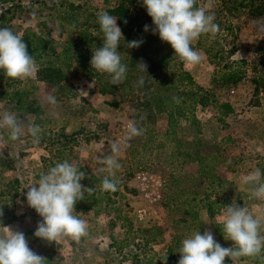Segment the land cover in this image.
<instances>
[{
    "label": "rangeland",
    "instance_id": "1",
    "mask_svg": "<svg viewBox=\"0 0 264 264\" xmlns=\"http://www.w3.org/2000/svg\"><path fill=\"white\" fill-rule=\"evenodd\" d=\"M117 1L0 0V28H9L20 36L27 30L37 36L42 31V36L56 40L60 27L56 26L57 12L53 9L60 5L61 9L72 11L77 23L88 28L84 35L86 40L95 36L96 41H101L102 34L96 35L98 30L91 26L98 24L99 12L110 14ZM197 6H204L214 14V23L219 25L220 31L214 36L202 35L193 42V49L202 57L195 67L179 62L170 45L162 42L158 34H153L154 26L143 4L133 5L129 16L130 19L136 17L137 23L149 26V31L142 28L141 33L149 35L150 46L170 59V67L185 71L204 89H208L210 78L217 69L225 64L244 62L245 78L234 89L219 92L220 100L227 101L233 108V113L224 119V127L214 122L209 106L197 107L194 111L200 122L201 139L209 143L206 144L208 148L211 145L217 147L218 158L212 170L229 183L221 190H209L206 174L200 176L201 170L194 162L182 163L169 156L170 145L162 137L166 118L163 114L142 112L141 91L129 89L128 96L121 98L120 95L127 93L126 89L120 88L121 84L112 85L107 74L98 73L90 66L92 53L97 48L88 49L91 54H88L87 66L95 72L89 77H99L108 89L116 88L114 93L104 96L97 93L96 82L76 68L69 70L58 91L38 81L36 76L27 81L13 80L0 71V117L6 111L15 113L26 124L39 125L40 134H50V139L55 133L82 130L66 144H50L45 140L39 145L29 134L18 141H10L7 130L0 129V220L5 222L10 215L14 217L0 227L23 232L29 248L43 256L47 264H166L162 256L169 241L174 213L166 211L165 200L174 189L167 185L173 173L180 175V188H184L186 196L198 195L205 231L211 232L212 222L222 223L223 207L233 202L246 207L254 217H264V199L253 197L249 191L252 185L242 183L243 177L255 171L256 163L264 158V1L197 0ZM39 23H45L48 32L39 29ZM71 32L76 33L75 30ZM60 37L64 39L65 33ZM14 92H18L25 103L32 101V110L39 109L40 112L35 115L27 107L18 109L13 100L7 102ZM49 94L55 95V105L47 103ZM113 102L117 103L114 108L109 106ZM129 120H134L143 129V134L128 141L117 158L121 165L114 177L118 181V190L106 191L109 193L106 197L98 195L99 201L92 208H74L78 218L86 221L88 235L79 242L64 238L49 243L36 238L34 232L41 218L27 205L28 188L51 167L68 161L85 173V181L81 180L85 188L104 192L98 181L108 173L102 170L105 166L100 159L109 153L112 142L123 140ZM145 133L152 135L153 142L142 149ZM194 137V131L185 129L181 123L176 139L187 146L184 151L190 152ZM55 149L62 151L61 157L55 158ZM132 149L135 150L130 154ZM6 165L13 169H6ZM139 174L144 180L136 179ZM205 198L208 201L205 202ZM105 199L110 202L107 204ZM210 202L218 204V211L211 217L205 209L206 203ZM140 229L154 231L146 237ZM261 233L264 234V227ZM217 243L225 247L232 244L224 238ZM241 264L254 263L251 258H241Z\"/></svg>",
    "mask_w": 264,
    "mask_h": 264
},
{
    "label": "clouds",
    "instance_id": "2",
    "mask_svg": "<svg viewBox=\"0 0 264 264\" xmlns=\"http://www.w3.org/2000/svg\"><path fill=\"white\" fill-rule=\"evenodd\" d=\"M142 4L154 26L153 34H158L162 42L170 45L179 62L189 67L198 65L201 53L192 45L202 35L214 36L220 31L219 25L214 23V14L204 6H197V0H142ZM98 24L103 43L92 53L90 66L98 73L107 74L112 85H119L128 71V66L121 62V53L117 51L123 40L122 30L117 25V17L106 11L98 13ZM144 31H149L148 25L144 26ZM142 43V40H132L126 46L133 49ZM137 65L146 72V64L139 62ZM0 71L9 79L21 81L34 77L38 71V65L22 37L9 28H0ZM139 83L142 85L143 80ZM46 99L50 105L57 103L55 95L49 94ZM0 129L7 130L10 141H18L25 134H29L34 143L40 139V126L26 124L15 113L6 111L2 114ZM142 134L143 129L134 120H129L123 140L112 142L109 153L100 159L105 166L102 170L108 173L101 182L102 190H118V181L114 177L121 165L117 158L128 141ZM262 175L257 168L242 179V183L252 185L249 191L258 199H264ZM84 178L83 171L64 161L51 167L28 188L25 196L27 205L41 218L34 232L36 238L49 243L64 238L79 242L88 235L86 221L74 213L75 204L83 200L85 192L93 190L81 184ZM262 227L264 217H254L246 207L233 202L223 207L222 219V234L225 240L232 242L231 247L217 243L210 231L203 234L197 231L183 239L178 249V264H224L225 258L231 264H241V258L256 257L264 250ZM0 228V264H47L43 256L29 248L23 232L9 227Z\"/></svg>",
    "mask_w": 264,
    "mask_h": 264
},
{
    "label": "trees",
    "instance_id": "3",
    "mask_svg": "<svg viewBox=\"0 0 264 264\" xmlns=\"http://www.w3.org/2000/svg\"><path fill=\"white\" fill-rule=\"evenodd\" d=\"M264 0H262L263 2ZM142 4V0H118L115 7L111 10L110 15L117 17V25L122 30L123 40H121L117 51L121 53V62L128 66V71L125 80L121 83L120 88L126 89V94L120 95L121 98L128 96V90L135 89L141 91L142 102L140 104L141 110L146 114L160 115L163 114L166 118V128L162 135L164 141L169 143V156L176 158V160L182 163H195V166L199 167V175L206 174L207 182L209 184V190L213 191L223 186L229 185V183L217 176V173L212 170L216 160L218 158V152L216 145H211L210 148L206 144L208 142L201 139V128L199 120L194 116V111L197 107L209 106L213 111L214 122L224 127L225 117L233 113L232 106L224 100H220L219 92L221 90L234 89L244 78L245 70L242 68L244 62H237L232 64H225L221 68L217 69L211 76L208 89H204L195 84L188 73L177 68L170 67L169 61L165 55L160 53L158 49L150 46L151 37L149 35H143L142 28L146 23H137L136 17L130 19L129 10L133 5ZM53 11L55 19L57 20L56 26L60 27L56 40L42 36V31H39L38 36L33 32L27 30L23 32L22 40L27 45V50L32 55L38 65V71L35 76L38 81L47 85H51L56 91L60 90L61 83L64 82L69 70L71 68L80 70L85 77L92 75V68L87 66L89 60L88 49L99 48L102 46L103 39L96 41V37L85 39V33L88 28L80 23H77L75 16L72 15V11L61 9L60 5L55 7ZM52 17L49 16V19ZM39 29L43 28L47 31L45 23H39ZM94 30H98L97 34H102L99 31V24L92 25ZM49 30V29H48ZM72 30H75L77 37L73 36ZM65 33V38L61 39V34ZM44 33L43 35H45ZM132 40H142L143 43L138 48L129 49L127 43ZM95 42L94 45H92ZM100 44V45H99ZM99 45V47H98ZM92 46V47H91ZM216 61V60H215ZM143 62L146 64V72H144L137 64ZM95 73V72H94ZM143 80V84L139 83ZM97 84V93L101 96L114 93L116 88H107L106 83H101L100 78L93 79ZM12 97V98H11ZM10 100L7 102L15 101V105L18 109L27 107L33 114L37 115L40 110H32L33 102H27L21 100V96L18 92H14L10 95ZM109 106L116 107L117 103H110ZM181 123L185 129L194 131L195 137L189 150L184 151L187 148L184 144L176 139L178 130H181ZM82 133V130L71 132L69 134H63L62 132L53 134L50 139V134H40L39 145L45 140L47 143H67L69 140L74 139L78 134ZM142 140V149L148 143L152 144V135L144 134ZM187 145V144H186ZM208 149V150H207ZM132 149L129 151L132 154ZM56 156L59 158L62 156V151L55 149ZM209 161H206V160ZM177 161V162H178ZM209 162V164H208ZM181 164V163H180ZM211 164V165H210ZM179 165V163L177 164ZM205 168V169H204ZM210 168V169H209ZM255 168H259L264 174V158L260 159ZM6 169L12 170L11 165H6ZM180 175L173 173L169 176V183L167 185L172 186L174 189L169 191L168 200H165L166 211L173 212L174 218L171 223V229L169 233V241L164 249L162 260L166 264H178L180 258L178 249L182 245L183 239L191 236L193 233L199 231L201 234L205 232L204 221L200 216L199 198L196 193H191L188 197L185 195L184 188H180ZM91 179V177H89ZM89 179L87 181H89ZM103 180V179H102ZM102 180L95 181L102 182ZM83 182L85 179L82 180ZM262 182H264V175H262ZM90 183V182H89ZM16 187V182L14 183ZM102 194L106 197L109 193L106 191L91 193L85 192L83 200L78 201L75 204V210H85L92 208V206L98 203V195ZM115 194V193H112ZM193 194V195H192ZM182 197V198H181ZM108 204L110 201L105 199ZM208 201L205 198V202ZM213 204V205H211ZM205 209L208 211V216L211 217L213 213L218 211V204L209 203L205 205ZM168 215V214H167ZM182 216V217H180ZM13 215H10L5 222L0 220V224L8 223L13 219ZM176 218V219H175ZM211 232L216 242L222 241V223L212 222ZM153 229H140L141 234L152 233ZM225 247V245H223ZM166 258V259H165ZM251 261L254 264H264V250L260 255L252 257ZM224 264H231L228 258H225Z\"/></svg>",
    "mask_w": 264,
    "mask_h": 264
},
{
    "label": "built area",
    "instance_id": "4",
    "mask_svg": "<svg viewBox=\"0 0 264 264\" xmlns=\"http://www.w3.org/2000/svg\"><path fill=\"white\" fill-rule=\"evenodd\" d=\"M137 180H144V176L142 174L136 175Z\"/></svg>",
    "mask_w": 264,
    "mask_h": 264
},
{
    "label": "crops",
    "instance_id": "5",
    "mask_svg": "<svg viewBox=\"0 0 264 264\" xmlns=\"http://www.w3.org/2000/svg\"><path fill=\"white\" fill-rule=\"evenodd\" d=\"M80 24H82V23H80ZM73 36L75 37V36H76V34L74 33V34H73ZM76 37H77V36H76Z\"/></svg>",
    "mask_w": 264,
    "mask_h": 264
}]
</instances>
